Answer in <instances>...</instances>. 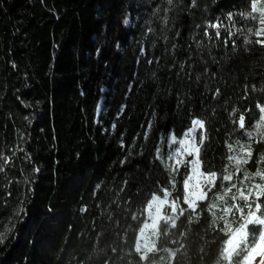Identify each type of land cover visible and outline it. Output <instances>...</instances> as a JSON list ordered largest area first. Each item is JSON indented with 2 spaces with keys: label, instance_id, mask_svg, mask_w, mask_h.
<instances>
[{
  "label": "trees",
  "instance_id": "1",
  "mask_svg": "<svg viewBox=\"0 0 264 264\" xmlns=\"http://www.w3.org/2000/svg\"><path fill=\"white\" fill-rule=\"evenodd\" d=\"M251 2L0 0V264H139L133 230L144 215L131 216L143 213L158 188L172 191L156 148L166 159L170 133L179 138L191 125L189 108L204 117L199 155L205 165L218 175L226 166L234 170L228 144L239 151L235 141H249L232 121L243 112L252 130L256 105H264V43H257L264 35L254 34L264 25L240 15L251 11ZM216 23L223 24L219 38L209 27ZM152 72L161 89L175 85L172 95H156ZM206 84L222 95L213 99ZM181 88L186 98L178 111ZM153 108L155 126L146 141ZM252 150L253 159L225 187H240L245 173L264 169L256 162L264 141H253ZM188 171L180 167L172 198L183 195ZM261 202L264 208V197ZM206 205L200 202L198 217L190 210L179 216L145 264H218L227 237L222 222L212 225ZM172 248L176 256L168 260L164 249Z\"/></svg>",
  "mask_w": 264,
  "mask_h": 264
},
{
  "label": "snow or ice",
  "instance_id": "2",
  "mask_svg": "<svg viewBox=\"0 0 264 264\" xmlns=\"http://www.w3.org/2000/svg\"><path fill=\"white\" fill-rule=\"evenodd\" d=\"M174 0H167V4L172 5ZM259 0H252L250 8L251 11L248 13H240L241 16L245 18H251L252 20H258L260 25H264V6H258ZM192 6H195V0H192ZM253 13H258L259 15H253ZM233 13H228L227 18L229 21L232 20ZM219 19V18H218ZM125 25L129 23L128 19L123 21ZM165 24L167 21L165 20ZM234 26V25H233ZM209 27H214L217 29L215 35L217 38L220 36L219 29L223 27L222 23L210 24ZM151 31V29H150ZM228 36L231 37L235 33L232 32L231 28L226 29ZM249 31H253L249 29ZM207 35V32L205 33ZM257 36L264 35V28L254 33ZM179 36V32L176 33ZM165 40L168 39L167 36L164 37ZM225 45H227L228 40L225 39ZM234 43V42H233ZM248 43L247 40L244 42ZM257 43H264L262 41H257ZM119 46V45H118ZM178 48V45L173 43L171 49L173 52ZM168 49H165L167 52ZM144 51L141 50V55H144ZM156 62L159 63V58H155ZM215 59V58H213ZM139 63V59L137 61ZM148 64L153 63V59L147 60ZM186 62L180 63L181 72L184 71V64ZM175 66V65H173ZM205 75L208 76V70L205 69ZM216 73L210 74V79H215ZM153 81L156 83L157 92L156 95H172L173 88L175 85H169L167 88H160L159 78L155 72L151 73ZM188 78L191 79V73H188ZM177 79L182 80L180 73H177ZM200 80V76H196V81ZM255 85L252 86L255 90ZM207 91L212 92V97L215 99L217 96L222 95L219 87L214 90L208 88L205 85ZM132 85H129V91H131ZM155 98V96H154ZM177 98V110L179 111L185 103L186 94L183 88L176 93ZM190 99V98H189ZM150 107H153L150 105ZM256 107L259 109L258 119L255 120L252 130H247L245 126V114L240 113L238 120H233L234 124H238L239 130H244V135L248 138L249 143L242 144L239 139L235 141V144L239 147V151H236L232 143L228 144V151L233 153L227 156L229 164L234 162L235 167L233 171H228L227 166L220 171L218 175L217 170L213 167L206 166L205 161L200 158L199 150L200 146L204 144L205 136L201 133L199 145L195 142V133L197 129L204 128V117L203 115L195 117L192 115L191 109H188V114L191 118V126L186 132H183L182 138L177 139V134L170 133L168 139L172 143L180 145V148L172 151L168 154L165 159L161 155L160 146L156 148L155 158L164 163L169 170L170 179L168 184L171 186L172 191L176 189V175L179 173L180 166L183 165L189 169V171L184 175L182 181V196L172 197V191L168 187L158 188V195L156 192L150 194V198L146 201L145 211L147 212V218L143 220L141 226L133 231L137 234L134 238V253L139 256V264H145L149 260V254L159 251L160 249L156 246V240L154 237L159 238L161 235H168L169 228H174L175 221L179 216H183L188 210L192 213L197 214L198 208H200V202L208 201L206 205V210L211 213L212 225L216 226L220 222L223 223V227L219 230L224 233L227 237L223 241V247L221 249V258L218 264H254L257 256L260 257L259 264H264V208H262L261 197H264V169L258 168L254 174H244L243 180H241L240 187H237L236 183H231L230 186L225 187V181H233L236 173L241 171L242 165H246L253 159L252 142L260 143L264 141V105L257 104ZM123 111V108L121 109ZM236 109L232 110L231 115L235 116ZM250 111V110H246ZM156 111L153 108L152 119L148 121V127L144 132V139L147 141L149 139L148 133L152 131L155 126ZM143 127V126H142ZM115 128V125H113ZM236 131V129H234ZM137 135H140L137 133ZM191 138V143H186V141ZM164 137H161V142L163 143ZM135 143V141H133ZM129 155L131 153L129 152ZM184 157H192L190 160H186ZM174 161L172 164H168L167 161ZM257 163H264V154L259 156ZM202 165L204 170H201ZM38 171V169H36ZM255 177L260 178V183H252L246 185L245 181H252ZM220 180V184L217 185V180ZM127 184V180L124 181ZM219 188L214 194L213 189ZM233 189L236 192L231 195L229 203L226 197L229 193H233ZM120 191H124L123 188ZM212 194V195H210ZM171 198V199H170ZM243 201V205L239 203ZM181 204L187 205V208L181 207ZM165 206L167 209L165 210ZM204 211L203 208L200 209ZM219 213V214H218ZM142 212L133 213L131 219L133 221H139ZM231 214L232 219H229ZM238 214V217H237ZM160 221H163V228H160ZM252 226V227H250ZM172 243H176L175 240ZM115 253L117 249L112 248ZM164 251L169 253L170 257H175L176 252L170 249H164ZM178 251V250H177ZM203 251V249H201ZM105 264H109L106 260Z\"/></svg>",
  "mask_w": 264,
  "mask_h": 264
},
{
  "label": "rangeland",
  "instance_id": "3",
  "mask_svg": "<svg viewBox=\"0 0 264 264\" xmlns=\"http://www.w3.org/2000/svg\"><path fill=\"white\" fill-rule=\"evenodd\" d=\"M238 120V119H237ZM238 125V124H237ZM191 126V125H190ZM188 130V129H187ZM186 130V131H187ZM185 131V132H186ZM201 133H203L204 134V128L203 129H197V131H196V133H195V142H196V144L197 145H199V141H200V137H201ZM205 136V135H204ZM180 138H182V136L181 137H179V138H177L178 140L180 139ZM186 143H191V138H189L187 141H186ZM168 147H171L172 148V150L170 151V152H172V151H175L176 149H178V148H180V145L179 144H176V143H172L170 140L168 141ZM169 152V153H170ZM186 160H190V159H192V157H184ZM167 163L168 164H172V163H174V161H171V160H168L167 161ZM234 163V162H233ZM181 166H183V165H181ZM180 166V167H181ZM189 170V169H188ZM202 170V169H201ZM220 189H213V193L212 194H214L216 191H219ZM235 193V192H234ZM233 193V194H234ZM158 195H160L161 193H157ZM212 194H210V195H212ZM231 195H232V193H229V196L228 197H231ZM172 198V197H171ZM170 198V199H171ZM227 198V197H226ZM203 202H207L208 203V201H203ZM187 206V205H186ZM145 207H146V205H145ZM145 207H144V209H145ZM143 209V215H144V220L147 218V212L145 211ZM165 210H168L167 209V206H165ZM168 211H170V210H168ZM231 216V214L229 215V217ZM163 223V221H160V225ZM141 226V225H140ZM153 239H155L156 240V242H157V239L158 238H156V237H154ZM170 250H172V251H174V249L172 248V249H170ZM158 252V251H157ZM173 257H170L169 256V253H168V256L166 257V259H172ZM259 260H260V257L259 256H257L256 257V259H255V261H254V264H259Z\"/></svg>",
  "mask_w": 264,
  "mask_h": 264
}]
</instances>
